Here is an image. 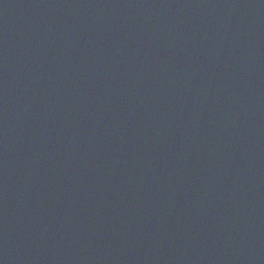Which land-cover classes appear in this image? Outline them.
I'll list each match as a JSON object with an SVG mask.
<instances>
[{"label": "water", "instance_id": "water-1", "mask_svg": "<svg viewBox=\"0 0 264 264\" xmlns=\"http://www.w3.org/2000/svg\"><path fill=\"white\" fill-rule=\"evenodd\" d=\"M0 264H264V0H0Z\"/></svg>", "mask_w": 264, "mask_h": 264}]
</instances>
